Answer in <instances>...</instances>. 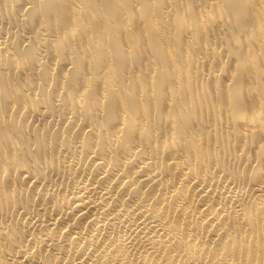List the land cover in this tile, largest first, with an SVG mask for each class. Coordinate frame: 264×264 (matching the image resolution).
<instances>
[{"label":"bare ground","instance_id":"6f19581e","mask_svg":"<svg viewBox=\"0 0 264 264\" xmlns=\"http://www.w3.org/2000/svg\"><path fill=\"white\" fill-rule=\"evenodd\" d=\"M0 264H264V0H0Z\"/></svg>","mask_w":264,"mask_h":264}]
</instances>
